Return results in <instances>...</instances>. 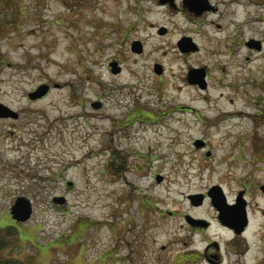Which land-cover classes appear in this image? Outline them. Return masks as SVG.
Here are the masks:
<instances>
[{"label":"rangeland","instance_id":"obj_1","mask_svg":"<svg viewBox=\"0 0 264 264\" xmlns=\"http://www.w3.org/2000/svg\"><path fill=\"white\" fill-rule=\"evenodd\" d=\"M136 1L139 12L128 9ZM132 2L0 0V103L15 111L0 118V227L14 232L2 254L33 264H210L214 251L221 264H264V48L242 45L261 25H243L227 45L233 25L202 24L193 33L201 49L180 52L187 24ZM148 20L172 30L162 39ZM136 40L142 53L130 50ZM195 67L205 89L186 81ZM44 83V96L28 97ZM214 185L227 204L239 192L246 200L243 238L230 240L208 202L188 210L186 195ZM18 196L32 204L23 222L9 213Z\"/></svg>","mask_w":264,"mask_h":264},{"label":"flooded vegetation","instance_id":"obj_2","mask_svg":"<svg viewBox=\"0 0 264 264\" xmlns=\"http://www.w3.org/2000/svg\"><path fill=\"white\" fill-rule=\"evenodd\" d=\"M129 1L132 2V0ZM147 1L152 3L153 7L161 9L163 14L169 16V18L175 17L178 18L184 25L187 24V26H182L184 32L176 40V47L180 52H188V51L191 52L201 49V44L195 40L193 33L195 34L201 33L202 32L201 30L203 29L202 24H207L208 26H212L215 32H222L224 30H229L231 25H233V28H235L234 34L233 35L231 34L232 36L231 35L224 36L227 45L235 44L236 39L232 37L234 35H236L237 37L238 32L243 25L245 26L249 25L251 27H253V24H256L258 26L261 25L260 26L261 28H258L261 34L258 37L248 36L244 38L242 40V45L246 47L247 50L256 53H260L264 48V0H147ZM140 6H141L140 2L136 1L135 3H133V6H129L128 9L133 10L135 12H139L140 9L142 10ZM136 24H131L132 26H130L129 29L134 30ZM141 24L143 25L144 22L143 23L141 22ZM143 26L154 29L153 33L155 35L162 37V39L166 37V35L172 30V26L166 22L160 23V22H155V21L153 22L148 20V22H146V24H144ZM205 32L206 30H203L204 34ZM183 38H188L190 40V42L188 43V47H194V48L186 51H181L179 47V42ZM132 41L130 43V50H131ZM232 45L229 46L227 50H225V53L229 55L231 54L230 49H232ZM251 58L252 57L246 56V61L251 60ZM155 63L162 64L160 62L155 61L153 66L155 65ZM186 81L190 83L187 80V76H186ZM196 85L200 87L198 84ZM181 108L182 107L180 106L179 109ZM2 117H14V116L12 115L0 116V118ZM114 153H116V157L119 156V153H117L116 149ZM114 153L112 152V155L109 160H111ZM208 191L209 189L205 193L201 192L202 193L201 197H198V199L200 200L199 204H194L193 203L194 198L191 199L188 197V195H186V200L189 203L188 210L198 209V207H201L204 203L208 202L211 206L209 207L213 209L214 213L216 214L215 219L218 222V224L229 232L230 240L233 241V239H238L239 237L243 238L244 237L243 233L246 230V228L241 233H237L234 227L229 225H224L221 223L218 216V211L213 206L212 199ZM236 197L237 195L229 203L233 204L236 201ZM245 204H246L245 207L247 209L246 200H245ZM195 217L204 219L205 221L204 220L203 221L207 223L206 224L207 228L211 225V221L206 219V217L198 216V215H195ZM193 219L194 218L188 216L187 213L183 214L184 223L186 224V227L189 228L190 230H194L199 227L198 223H195L196 221H194ZM223 244L226 245L227 240H225ZM246 251H247V246H243L241 249V253H245ZM204 256L206 257L207 262L210 264H221L220 263L221 259H219V254L218 253L216 254L214 251L212 252L210 251L208 256L207 255Z\"/></svg>","mask_w":264,"mask_h":264},{"label":"water","instance_id":"obj_3","mask_svg":"<svg viewBox=\"0 0 264 264\" xmlns=\"http://www.w3.org/2000/svg\"><path fill=\"white\" fill-rule=\"evenodd\" d=\"M190 40L188 38H183L179 42V47L181 51H186L193 49L194 47H188ZM131 50L134 52H141L142 45L140 41H134L131 45ZM116 63V62H115ZM111 71L114 73L119 72L120 66L110 63ZM154 72L160 74L162 72V65L155 63ZM204 69L203 68H191L187 73V80L190 83L198 84L201 88L206 86V81L204 79ZM49 90L48 84L40 85L35 91L28 93L31 99L42 97ZM101 103L99 101L92 102V106L99 107ZM0 115H15L11 109L0 103ZM194 145L200 147L203 142L200 140H195ZM208 155L209 152H206ZM156 180H161L160 176L156 177ZM261 190L264 192V184L260 186ZM212 198V204L219 211V219L222 223L234 227L237 233H240L248 223L247 214L245 210V200L241 197V192L238 193L236 202L232 205L227 204L225 198L221 192L219 185H214L208 191ZM201 197V194H193L191 198ZM244 200V201H243ZM64 201L63 197H53V202L62 203ZM199 202V199L197 200ZM11 217L17 222H23L30 218L32 214V204L31 201L24 197L18 196L9 209ZM199 221V220H194ZM206 225V223H204Z\"/></svg>","mask_w":264,"mask_h":264},{"label":"trees","instance_id":"obj_4","mask_svg":"<svg viewBox=\"0 0 264 264\" xmlns=\"http://www.w3.org/2000/svg\"><path fill=\"white\" fill-rule=\"evenodd\" d=\"M13 234V228L0 227V264H33L29 261L26 262L24 260L22 261L20 259L10 258V255L8 254H6L7 257L2 254V251L9 247V245L11 244V238L13 237Z\"/></svg>","mask_w":264,"mask_h":264},{"label":"bare ground","instance_id":"obj_5","mask_svg":"<svg viewBox=\"0 0 264 264\" xmlns=\"http://www.w3.org/2000/svg\"><path fill=\"white\" fill-rule=\"evenodd\" d=\"M13 111V113H15V111L14 110H12ZM13 116H15V115H13Z\"/></svg>","mask_w":264,"mask_h":264}]
</instances>
